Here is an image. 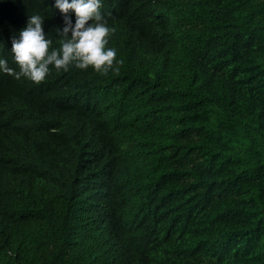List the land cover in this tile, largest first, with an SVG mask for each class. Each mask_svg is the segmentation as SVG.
<instances>
[{
    "label": "trees",
    "instance_id": "1",
    "mask_svg": "<svg viewBox=\"0 0 264 264\" xmlns=\"http://www.w3.org/2000/svg\"><path fill=\"white\" fill-rule=\"evenodd\" d=\"M52 4L0 0L9 67ZM101 12L118 71L0 72V264H264V0Z\"/></svg>",
    "mask_w": 264,
    "mask_h": 264
},
{
    "label": "clouds",
    "instance_id": "2",
    "mask_svg": "<svg viewBox=\"0 0 264 264\" xmlns=\"http://www.w3.org/2000/svg\"><path fill=\"white\" fill-rule=\"evenodd\" d=\"M102 3L103 0H53L52 7L63 17L62 27L56 29L61 37L58 47L52 46V39L45 33V16L39 12L30 14L26 26L11 41L12 59L19 71L0 56V72L39 83L50 72V66L57 70L92 67L103 73L118 71L116 65L121 61L116 59V48L107 46L113 29L101 12Z\"/></svg>",
    "mask_w": 264,
    "mask_h": 264
}]
</instances>
